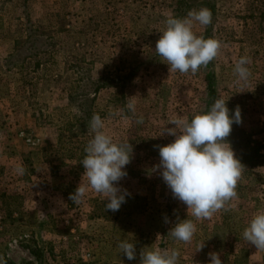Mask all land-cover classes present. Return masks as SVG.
Instances as JSON below:
<instances>
[{
    "label": "rangeland",
    "instance_id": "rangeland-1",
    "mask_svg": "<svg viewBox=\"0 0 264 264\" xmlns=\"http://www.w3.org/2000/svg\"><path fill=\"white\" fill-rule=\"evenodd\" d=\"M177 1L0 0V264H140L151 245L177 249L178 264H210L211 252L222 264H264V248L243 236L264 211V0H183L213 10L211 27L193 31L222 45L195 73L170 72L155 51L167 19L179 18ZM241 57L247 80L234 70ZM75 93L88 97L71 101ZM218 98L242 111L227 140L245 167L236 195L208 218L189 212L197 230L177 241L168 232L187 206L150 170L157 146L174 140L164 133L171 121H191ZM94 114L114 142L133 147L118 184L130 195L116 212L91 189L78 203L70 198ZM125 239L136 243L135 260L118 248Z\"/></svg>",
    "mask_w": 264,
    "mask_h": 264
},
{
    "label": "clouds",
    "instance_id": "clouds-1",
    "mask_svg": "<svg viewBox=\"0 0 264 264\" xmlns=\"http://www.w3.org/2000/svg\"><path fill=\"white\" fill-rule=\"evenodd\" d=\"M211 22L212 12L208 8L191 10L184 18L167 19L166 30L156 42L155 51L167 60L170 72L195 73L219 54L222 47L219 40L204 39L193 31L196 23L208 25ZM248 63L247 57H241L235 65L240 80H247L249 76ZM127 108L135 112L134 103L127 104ZM242 123L239 106L234 112L230 111L227 102L218 98L210 110L195 115L191 121L174 119L170 124L174 127L164 131L174 140L166 146H157L160 163L150 174L159 170L173 197L187 206V218L178 219L168 232L175 240L187 243L196 232V223L188 218L189 212L196 220L208 218L236 195L243 165L227 138L233 125ZM104 127L101 116L94 114L90 128L95 134L85 148L81 183L70 198L78 203L91 189L106 198L107 211L116 212L130 195L118 184L128 175L125 169L131 163L133 147L131 143L114 142L103 131ZM165 222L170 221L165 218ZM243 236L258 249L264 248V211L253 216ZM118 248L129 261L136 259V243L125 239ZM179 257L177 249L145 246L140 251V264H178ZM209 257L210 264H222L218 253L211 252Z\"/></svg>",
    "mask_w": 264,
    "mask_h": 264
},
{
    "label": "trees",
    "instance_id": "trees-1",
    "mask_svg": "<svg viewBox=\"0 0 264 264\" xmlns=\"http://www.w3.org/2000/svg\"><path fill=\"white\" fill-rule=\"evenodd\" d=\"M209 2H204L203 5H208ZM176 8H177V11H174L175 13H177L179 15V18H184L188 13L189 11H191V7H189V5L185 2V1H181V0H178L177 1V5H176ZM201 8H208V7H201ZM201 8H198V10H200ZM211 12H212V15H214V12L213 10L211 9ZM209 27H211V23L208 24ZM212 38V37H210ZM204 39H208V37H205ZM207 82H208V89H209V93H210V96L211 98L215 96V88L213 86V83H212V80L207 77ZM88 97L87 93H82V94H79V93H75L74 95H70L69 96V99L72 101V100H84ZM83 119L84 120V123L90 118V113L87 111L83 114ZM83 124H81V126H85Z\"/></svg>",
    "mask_w": 264,
    "mask_h": 264
}]
</instances>
